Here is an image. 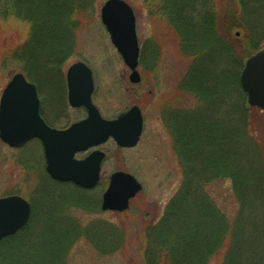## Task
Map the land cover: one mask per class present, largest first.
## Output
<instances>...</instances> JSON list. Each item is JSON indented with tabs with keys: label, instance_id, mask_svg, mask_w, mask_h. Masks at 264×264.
<instances>
[{
	"label": "rangeland",
	"instance_id": "374dc122",
	"mask_svg": "<svg viewBox=\"0 0 264 264\" xmlns=\"http://www.w3.org/2000/svg\"><path fill=\"white\" fill-rule=\"evenodd\" d=\"M4 1L0 0L2 7ZM7 1H9L7 18L0 14V100L12 78L16 74L24 73V64L18 61L16 54L29 44L34 28L29 18L26 20L17 17L16 11L12 9L16 0ZM79 1L81 11L72 13L73 19H70V22L77 26L73 34V47L68 58L58 69L59 76L56 78L54 72H47L37 74L35 81L29 79L38 87L40 97L45 103L43 108L45 117L51 124L57 123L58 127H67L74 121L86 118V112L83 110L66 109L67 71L73 64L83 62L90 66L94 73L96 84L94 103L102 116L112 120L138 106L145 119L144 132L135 149L122 150L113 141L102 148L107 153L102 183L97 189L83 191L84 193L70 184L62 185L49 180L40 142L34 141L21 150H13L0 141V199L15 195L28 200L33 206L28 223L35 218V221H38L37 226L46 224L49 221L47 214L52 212L54 219L57 220L53 229L58 236L63 234L65 228L72 229L71 223L87 232L83 237L75 239L67 251L61 250L57 239L51 236L36 238L32 243H25L23 240L17 247L9 250L5 249V245H0V258L7 257L9 252L8 264H15L13 254L20 250L19 264H147V257L149 258L147 238L159 226L170 202L185 184L183 162L188 152L186 140L189 139V119L193 126H199L197 124L206 117L211 121V125L218 129L214 131L217 138L214 147L211 148L212 151L209 152L210 159H214L217 148L220 149L218 138L222 135V139H225L224 145L227 147L225 150L228 149L234 154V161L231 160L232 170L235 163L245 170L244 174L253 175L252 178L255 180H259L258 176L262 175V178L264 176V111L249 109L246 97L239 88L231 94L228 108L218 112L214 109L213 113L212 107L202 109L203 105H199L196 95L188 91L193 82L192 77H189L193 69L194 73L203 71L214 75L216 73L227 75L229 78L232 74L240 76L246 61L264 50V21L260 25L256 24L260 19L256 16L249 17L247 14V25L250 26L247 28V35L234 33L228 29L221 31L216 27V34L225 35L223 41L226 45L228 43V47L231 46L229 50L231 49L233 53L238 52L233 38L243 36L245 39L249 38L250 42L254 41L256 45L254 52L244 59L242 55H238L236 59L235 54L231 53L233 55L230 56L221 49H217V53L208 57L213 51L209 46L200 43L205 41L201 37L204 29L196 30L198 26L200 28L202 26L200 14L195 15L192 22L190 21L193 25L187 24L190 22L182 17L179 23L183 21L181 27L185 36L186 33L189 35L197 33L200 39L199 43L192 45L194 50L199 49L202 53L199 52V57L191 60L183 54L186 50L179 41L182 34L178 29L179 23L175 15L170 12L171 9H175L171 4L167 6L163 0H124L135 11L143 53L139 68L142 83L133 86L129 81L130 70L116 51L101 22V10L107 0H93L86 4L82 3V0ZM195 1L198 4L196 8L201 12V4L199 6L201 0ZM242 1L244 4L248 3L246 4L248 11L252 10L250 6L252 3L264 10V0ZM212 2L216 11L222 13L226 9L224 4L226 0ZM28 8L25 13L27 15L32 13L30 11L32 8ZM229 21L232 20L229 19L228 24ZM228 32L231 34H227ZM203 50L207 52L203 54ZM207 84L215 86L211 81ZM54 103L55 106H51ZM64 104L65 110L61 114L60 108ZM172 114L185 115L180 119L179 126L172 122L177 128L176 133L180 140L166 123V117L169 119ZM229 117L231 123L228 122ZM236 117L240 122L237 126ZM235 130L239 132L235 133ZM211 131L213 130L209 132ZM236 135H239L238 148ZM181 151L184 160L181 159ZM236 152L238 156H235ZM190 158L196 161V167L200 169L206 155L200 156L199 152L192 149ZM120 171L134 175L143 185L144 191L132 200L127 212L103 213L101 203L110 176ZM235 183L238 185L237 181ZM235 183L227 176V179L210 183L204 191L207 199L213 203L212 206L223 214L230 225L234 224L241 212ZM59 203L63 207L56 211V207L53 206ZM87 203H92L93 209ZM47 206H50V209ZM61 215L62 217L66 215L71 223L64 218L59 220ZM243 215L247 217L250 226L249 237L261 245L264 242V208L260 207L256 211L244 210ZM113 236L120 237V241L115 237L113 241L111 238ZM66 238L74 239V236L68 235ZM261 249L259 254L264 253V247ZM224 256L225 252L217 257L213 256L209 264H222Z\"/></svg>",
	"mask_w": 264,
	"mask_h": 264
},
{
	"label": "trees",
	"instance_id": "16d2710c",
	"mask_svg": "<svg viewBox=\"0 0 264 264\" xmlns=\"http://www.w3.org/2000/svg\"><path fill=\"white\" fill-rule=\"evenodd\" d=\"M163 1L167 3V6L171 4V7L175 8L171 10L168 8V10L175 15L178 23L182 17L188 20V22H192L195 15L200 14L199 19L201 18L200 23L202 26L201 28L198 26L196 30L204 29V34L201 37L205 41L200 43L204 46H209L213 51V53L208 54V57L209 55H214L217 49L226 51L230 56L235 54L234 57L236 59L238 55H242L244 59L254 52L253 49L256 47L254 41L250 42L249 38L245 39L241 36V38H233L235 49H238V52H240L233 53L231 49L229 50L231 46L228 47V43L226 45L225 41H223V36L225 35L218 36L215 32L217 30L216 27H218V30L220 29L221 31L228 29L234 33H244V35H247V28L249 26L247 25V14H249V17L256 16L257 19H260V21H256V24L260 25L264 21V10L257 5L255 6L254 3H252L253 6L250 5L252 10L248 11L246 10L248 8L246 4L248 5V3L244 4L242 0H226V3H224L226 4V9L220 13L216 11L212 0H201L199 2V6L201 4V12L196 8L197 3L195 0ZM80 2L79 0L15 1L12 9L16 11L17 17L23 19L29 18L34 27L29 44L20 49L16 54L18 61L24 64V73L28 79L35 81L37 74L41 75L47 72H54L56 78L59 76L58 69L68 58L73 47V34L77 26L73 22H70V19H73L72 13L81 11V6L78 5ZM88 2L91 3L93 0H82V3L86 4ZM7 4H9L7 0L4 1L3 7L0 3V14L4 18H7ZM26 7H29L28 9L32 8L30 10L32 11L31 14H25ZM229 19L232 20V23L229 21L230 24L227 23ZM191 22L187 24L193 25ZM181 23H179L178 29L181 30L182 34L179 37V41L186 50L183 54H186L191 60L196 59L199 52H202L199 49L194 50L192 44L199 43V35L195 32L196 35L186 33L185 36ZM189 29L194 31L192 28ZM218 34L221 35L219 32ZM227 34H231V32ZM206 52L207 50H203V54ZM194 70L191 71L189 76L192 77L193 82L188 91L196 95L199 105H203L201 108L205 110L212 107L211 113L214 112V109L218 112L221 109L228 108L227 106L231 103V94H234L236 88L241 89L239 76L232 74L229 78L227 75H217V73L216 75L203 71L194 73ZM207 80L215 83V86L214 84L212 86L208 85ZM226 89L228 90L225 91ZM229 116L231 117L232 114H229ZM230 117L229 123H231ZM180 119H182V116L175 114H172V117L169 119L166 117L168 127L178 140H180V136L176 133L177 128H175L172 122H176V125L179 126ZM239 123L236 117V126ZM188 124L189 139L186 140V151L188 152L186 153L185 160L182 151L180 153L181 159L185 161L183 162V168L186 173L185 184L170 202L166 209L165 217L161 220L159 226L147 238V251L149 252L147 264H209L213 256L217 257L224 252L225 258H223L222 264H264V253L259 254L262 251L261 247H264V242L261 246L257 240L249 237L248 229L250 226L247 217L243 215L244 210L256 211L260 207L264 208V176L263 178L262 175L258 176L259 178L256 176L259 180H255L252 178L253 175L244 174L245 170L243 171L240 165H236L235 163L232 170L231 160L234 161V154L228 149L225 150L227 147L224 145L225 139H222V135L218 138L220 149L217 148L216 156L214 155L215 158L210 159L208 157L210 155L209 152L210 150L212 151L211 148L214 147L213 144L217 138L214 131H218V129L212 126L211 121L206 117L201 120L200 124H197L199 126H193L190 119ZM210 130L213 131L209 132ZM236 132L239 131L235 130ZM239 135H236V148H238L237 138ZM192 149L199 152L200 156L206 155V159L200 169L196 167V161L190 158V150ZM238 155L236 152L235 156ZM209 175L214 178L211 179ZM227 176L234 183L235 181L238 182V185L235 183V191L241 212L233 225H230L225 220L226 218L224 219L223 214L220 211L218 212L214 208L215 206H212L213 203L207 199L204 193L205 188L210 183L227 179ZM88 204L93 209V204ZM53 207H56L57 211V209L61 210L63 206L59 203ZM47 208L50 209V206H47ZM47 215L49 221L46 224L37 226L38 221L32 218L31 222L21 233L15 237L3 240L0 245H5V249L9 250L14 246L17 247L23 240H25V243H32V240L36 238L51 236L57 239L61 250L67 251V248H69L75 239L87 234L79 226L71 223V220H68L66 215L64 217L61 215V217L59 216V220L64 218V220L70 221L72 229L65 228L63 234L58 236L53 229L55 226L54 222H57V220L54 219L52 212H48ZM68 235H73L74 239L66 238ZM114 237L119 241L121 239L118 236H113L111 237L113 241ZM66 239L70 240L67 241ZM23 250L25 251V248ZM20 251H16L13 254L15 264L20 263L18 260ZM261 257L262 259L259 261ZM0 260V264H8L9 252H7V257L3 256Z\"/></svg>",
	"mask_w": 264,
	"mask_h": 264
},
{
	"label": "water",
	"instance_id": "95a60500",
	"mask_svg": "<svg viewBox=\"0 0 264 264\" xmlns=\"http://www.w3.org/2000/svg\"><path fill=\"white\" fill-rule=\"evenodd\" d=\"M101 18L112 43L132 71L130 81L141 83L137 72L140 47L132 7L123 0H109L102 8ZM67 79L70 105L86 108L89 114L87 120L74 124L66 131L52 130L40 117V101L35 85L28 83L22 74H17L1 99L0 138L17 149L34 139L41 140L47 172L54 180L93 189L100 181L105 154L95 152L83 161L76 160V155L98 147L110 138L121 148H135L143 133L142 112L134 107L117 120L107 121L92 102L95 90L92 71L85 64L78 63L69 69ZM240 82L249 107L264 110V51L247 61ZM142 191L143 186L135 177L117 172L111 177L102 208L104 211L125 212L130 201ZM31 212L30 204L20 197L0 200V241L23 229L30 220Z\"/></svg>",
	"mask_w": 264,
	"mask_h": 264
},
{
	"label": "flooded vegetation",
	"instance_id": "af4514ba",
	"mask_svg": "<svg viewBox=\"0 0 264 264\" xmlns=\"http://www.w3.org/2000/svg\"><path fill=\"white\" fill-rule=\"evenodd\" d=\"M57 99V98H56ZM40 100H41V110H40V112H41V117L43 118V120L47 123V125L48 126H50L51 128H55V129H59V130H65V129H67L69 126H67V127H63V126H59L58 127V125H56V124H51L47 119H46V117H45V114H44V112H43V108H44V101H43V99L40 97ZM69 103H68V97H67V103H66V109H68V108H70L71 109V107L68 105ZM51 106H55V103L54 104H52ZM55 108H57V107H55ZM54 108V109H55ZM61 110H62V112H61V114L62 113H64V110H65V104H64V106L63 107H61L60 108ZM52 113L54 114V110L52 111ZM56 116H58V115H56ZM182 116V115H181ZM182 118H184V115L182 116ZM172 126V125H171ZM93 151H91V153H92ZM90 154V153H89Z\"/></svg>",
	"mask_w": 264,
	"mask_h": 264
}]
</instances>
